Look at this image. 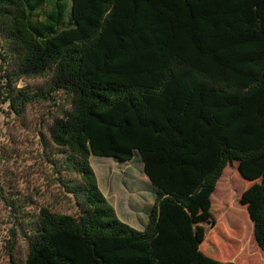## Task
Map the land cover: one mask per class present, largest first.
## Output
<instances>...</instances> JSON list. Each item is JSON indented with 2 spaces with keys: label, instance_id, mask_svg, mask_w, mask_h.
Segmentation results:
<instances>
[{
  "label": "trees",
  "instance_id": "obj_1",
  "mask_svg": "<svg viewBox=\"0 0 264 264\" xmlns=\"http://www.w3.org/2000/svg\"><path fill=\"white\" fill-rule=\"evenodd\" d=\"M0 47L14 111L65 94L50 139L81 181L62 183L76 213L41 207L11 264H249L212 202L233 167L264 264V0H0ZM49 74L44 91L16 87ZM136 155L155 189L143 231L89 162Z\"/></svg>",
  "mask_w": 264,
  "mask_h": 264
},
{
  "label": "rangeland",
  "instance_id": "obj_2",
  "mask_svg": "<svg viewBox=\"0 0 264 264\" xmlns=\"http://www.w3.org/2000/svg\"><path fill=\"white\" fill-rule=\"evenodd\" d=\"M0 47V264H11L10 253L22 262L27 244L21 229L30 232L39 209L49 207L56 213H76L74 197L63 182L80 185V178L66 167L68 153L50 139V127L62 109L70 105L64 93H53L51 101H36L23 113L14 111L5 94L4 61ZM50 74L20 79L16 87L29 93L46 90ZM101 192L110 194L108 203L120 221L143 231L154 204L155 189L143 173L139 155L129 162L112 158H90ZM245 189L236 168H227L212 195L221 210L218 225L223 229L240 228L237 233L244 243V256L249 264H262L253 241L252 224L246 208L240 205ZM15 234L12 245V234Z\"/></svg>",
  "mask_w": 264,
  "mask_h": 264
},
{
  "label": "crops",
  "instance_id": "obj_3",
  "mask_svg": "<svg viewBox=\"0 0 264 264\" xmlns=\"http://www.w3.org/2000/svg\"><path fill=\"white\" fill-rule=\"evenodd\" d=\"M145 175V174H144ZM95 176H96V179H97V175L95 174ZM147 178V177H146ZM148 180V179H147ZM99 183V181L97 180V184ZM99 188V187H98ZM100 190V189H99ZM101 191V190H100ZM103 195H104V197L106 196L107 198H110L111 196H110V194H107V193H103V192H101ZM106 198V199H107ZM145 227V226H144ZM144 230V229H143Z\"/></svg>",
  "mask_w": 264,
  "mask_h": 264
}]
</instances>
